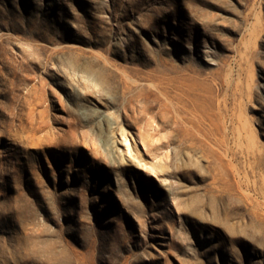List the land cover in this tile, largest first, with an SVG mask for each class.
<instances>
[{
    "label": "rangeland",
    "instance_id": "374dc122",
    "mask_svg": "<svg viewBox=\"0 0 264 264\" xmlns=\"http://www.w3.org/2000/svg\"><path fill=\"white\" fill-rule=\"evenodd\" d=\"M0 264H264V0H0Z\"/></svg>",
    "mask_w": 264,
    "mask_h": 264
}]
</instances>
